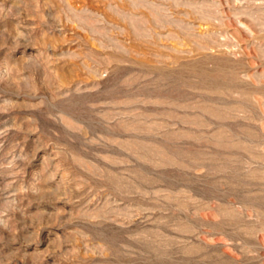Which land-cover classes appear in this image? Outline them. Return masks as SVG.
Listing matches in <instances>:
<instances>
[{"label": "rangeland", "instance_id": "1", "mask_svg": "<svg viewBox=\"0 0 264 264\" xmlns=\"http://www.w3.org/2000/svg\"><path fill=\"white\" fill-rule=\"evenodd\" d=\"M0 264H264V0H0Z\"/></svg>", "mask_w": 264, "mask_h": 264}]
</instances>
